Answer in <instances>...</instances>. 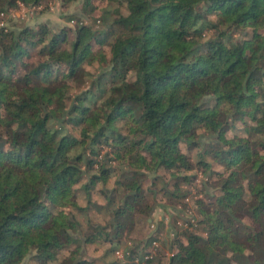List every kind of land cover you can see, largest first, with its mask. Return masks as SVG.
Instances as JSON below:
<instances>
[{
    "label": "trees",
    "instance_id": "1",
    "mask_svg": "<svg viewBox=\"0 0 264 264\" xmlns=\"http://www.w3.org/2000/svg\"><path fill=\"white\" fill-rule=\"evenodd\" d=\"M97 1L61 13L73 26L0 24V264H57L81 241L66 200L111 243L73 264H139L165 242L158 196L183 211L199 173L192 228L154 264H264V0Z\"/></svg>",
    "mask_w": 264,
    "mask_h": 264
},
{
    "label": "rangeland",
    "instance_id": "2",
    "mask_svg": "<svg viewBox=\"0 0 264 264\" xmlns=\"http://www.w3.org/2000/svg\"><path fill=\"white\" fill-rule=\"evenodd\" d=\"M96 1V0H95ZM82 0H75L71 2L67 6H63L60 0H43L40 4L29 6L22 3H19L18 6L13 7L9 9V11L5 14H0V24H10V25H22V24H29V25H35L36 23L40 21H45L48 24H50L52 27H57L63 24H69L71 26L74 25V21L66 22L64 18L61 16L62 12L66 11H77L80 9ZM99 5H101L103 2L100 0L97 1ZM99 11L95 9L92 14H98ZM81 17L84 19V21H91L90 17L87 15H81ZM207 37V35H206ZM95 50H101L98 45H95ZM228 135H231V131H228ZM210 137H203V140H207ZM181 146H184L181 143ZM218 166V165H216ZM205 179V176L201 173L198 174V177L194 181V184L191 187L192 192L196 193L197 189L202 185L201 179ZM112 183V179L109 181V184ZM143 183L146 185L148 184V180L145 179ZM208 185V183L206 184ZM210 190V188H207ZM193 194L192 196L188 195L184 198V201L186 202V206L183 207V211L176 212L175 209L168 208L167 206H162L161 203L163 201V197L160 195L158 196V201L154 203V206L150 212V217L154 220H158L160 217H164L165 224L163 225V231L161 237L165 240L164 244H162V241L157 242V248H159L161 251H163V260H166L167 256L173 252L176 246L179 244V239H175L172 243V239L174 238V235L172 234L173 226H172V219L173 218H180L181 215H193L196 214L198 211V205L193 200L194 198H205V194L203 192H199L196 194ZM93 198L95 200L101 201V196L98 195L96 191L93 192ZM151 198V197H150ZM64 208L61 213L63 219L68 224L69 228L71 229L72 234L78 235L81 238V241H77L72 243L71 250L67 249L68 247L65 246L64 249H62L60 252L58 251V254L60 255L57 264H73L76 258H78L82 253H85L86 255H93V256H101L104 253V250L109 246L110 242H101L98 241L96 236L93 234L94 229L86 223V217L83 215H77V220L80 222V224L83 226V231L78 227L75 228V223L73 220H71V209L68 207L67 200L63 203ZM179 206V204H178ZM177 210V209H176ZM186 214V215H185ZM138 217V216H137ZM70 218V219H69ZM144 217H141V220L136 221L130 232L125 233L123 235V238L128 240L132 238H140L143 239L147 233V230H149V225L145 222L143 219ZM75 228V229H74ZM161 238V239H162ZM60 242L63 244H69L71 241L69 237H61ZM130 241H128L129 244ZM172 243V245H170ZM121 251H115L113 254L111 253L109 256H107V259H113L116 256L119 257ZM19 264H27V258L24 259Z\"/></svg>",
    "mask_w": 264,
    "mask_h": 264
},
{
    "label": "built area",
    "instance_id": "3",
    "mask_svg": "<svg viewBox=\"0 0 264 264\" xmlns=\"http://www.w3.org/2000/svg\"><path fill=\"white\" fill-rule=\"evenodd\" d=\"M191 216L192 215H190V214L189 215H186L187 218H190V221L189 222H193L194 221V219ZM151 226H153V224H151ZM179 226H184V227L192 228V225H190L187 220L184 221L183 219L178 218V219H176V224L173 225L172 234H174V230L175 229H178ZM157 242H158V240H153L152 241V245L153 246L149 249L148 252H146L143 255V258L141 260L139 258H137V257H135L134 260L135 261H138L139 264H154V262L152 261V257H153L154 247L157 245ZM118 250L121 251L120 255H118L119 257H121L122 256V250L121 249H116L115 251H118Z\"/></svg>",
    "mask_w": 264,
    "mask_h": 264
}]
</instances>
